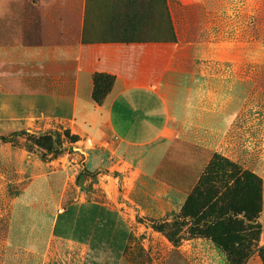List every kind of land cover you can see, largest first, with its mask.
Segmentation results:
<instances>
[{
    "label": "crops",
    "instance_id": "obj_1",
    "mask_svg": "<svg viewBox=\"0 0 264 264\" xmlns=\"http://www.w3.org/2000/svg\"><path fill=\"white\" fill-rule=\"evenodd\" d=\"M6 1L0 86L19 87L0 91V119L62 126L78 138L84 169L104 170L116 188L107 201L40 208L43 251L12 237L13 202L0 206L8 213L0 264H49L58 248L70 251L62 264H122L135 215L158 220L180 213L207 166L206 153L226 156L225 132L244 98L224 90L225 53L240 44L228 41L222 26L219 33L208 27L218 16L209 0H185L190 18L181 33L166 0L173 41L150 40L153 30L127 23L129 2L137 8L140 0ZM95 74L114 77L101 105L92 100Z\"/></svg>",
    "mask_w": 264,
    "mask_h": 264
},
{
    "label": "rangeland",
    "instance_id": "obj_2",
    "mask_svg": "<svg viewBox=\"0 0 264 264\" xmlns=\"http://www.w3.org/2000/svg\"><path fill=\"white\" fill-rule=\"evenodd\" d=\"M170 2L177 29L181 33L185 28L184 17L188 14L190 18V10L184 6L185 0ZM209 2L218 16L215 15L217 20L212 18L207 22L208 27L217 28L219 33L222 26L224 36L229 37L228 41L234 38L240 44L238 51L225 53L224 73L227 76L225 82L227 80L228 83L224 85V90L238 92L244 99L240 101L239 114L229 131L225 132L226 156H221V153H206L208 163L204 172L214 156H219L222 159L214 161L213 178L217 186L229 181L233 166L252 172L262 179L263 211L259 224L263 234L264 0ZM7 7V1L0 0V20L4 18L3 14L8 13ZM199 10L198 7L193 11V22L199 21ZM247 43L248 47L245 46ZM227 55H234L238 61L233 64L231 57L228 58ZM7 87L19 86L3 84L0 91L6 92ZM26 122L28 121L0 119V206L13 202L9 223L12 237L22 242H33L36 251H43L47 237L44 219L38 212L40 208L45 206L52 210L54 201L57 208L84 199L107 201V193L116 186L109 183L111 179L107 178L104 170L94 172L95 175L83 173L86 169L77 137L67 129L62 126H46L42 121H31L30 124ZM201 156L205 155L201 153ZM7 216L8 213L0 212V236H4ZM148 220L151 219L135 215L131 242L122 264H230L226 255L210 239L191 235L187 224L168 229V234L180 237L179 245L174 247L165 233L150 227ZM174 220L171 216L168 223L172 224ZM258 246L264 247V244L258 243ZM69 252L68 249L58 248L49 264H62V255ZM246 264H262L258 253Z\"/></svg>",
    "mask_w": 264,
    "mask_h": 264
},
{
    "label": "trees",
    "instance_id": "obj_3",
    "mask_svg": "<svg viewBox=\"0 0 264 264\" xmlns=\"http://www.w3.org/2000/svg\"><path fill=\"white\" fill-rule=\"evenodd\" d=\"M139 2L141 5L137 8L135 1L129 2L127 23L134 26L135 22L138 24L142 22L144 28L153 30L156 34L150 40H175L167 1ZM113 82L114 77L110 75L93 76L92 100L95 104L103 103ZM217 159L222 158L214 156L180 213L167 214L158 220H148L151 223L150 227L157 232L165 233L169 242L177 247L180 237L168 234L167 231L170 227L177 228L187 224L191 235L210 239L213 245L226 255L230 264H246L256 253L264 264V247L258 246L261 234L259 219L263 211L262 179L252 172L233 166L229 181L217 186L213 178L214 161ZM83 173L95 175L86 170H83ZM171 216L175 220L169 224L168 218Z\"/></svg>",
    "mask_w": 264,
    "mask_h": 264
}]
</instances>
